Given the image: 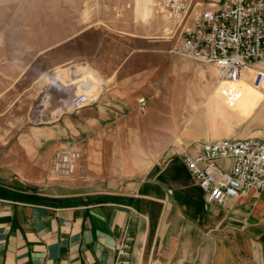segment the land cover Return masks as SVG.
<instances>
[{"label":"crops","instance_id":"crops-1","mask_svg":"<svg viewBox=\"0 0 264 264\" xmlns=\"http://www.w3.org/2000/svg\"><path fill=\"white\" fill-rule=\"evenodd\" d=\"M258 69L264 61L244 69L238 83H220L208 100L213 114L195 113L143 167L137 168L132 146L106 144L134 134L120 128L126 126L120 115L140 95H150L158 72L123 67L76 122L67 118L38 129L29 140L45 148L48 177L59 147L82 152L70 185L77 190L41 188L37 169L14 184L0 180V264H264V193L250 190L210 203L183 156L198 155L217 139H264V86L257 90L250 80ZM218 117L231 135L213 130ZM114 120L116 127L106 126ZM30 154L34 160L40 151ZM218 164L229 171L232 159ZM122 242L129 246L119 260Z\"/></svg>","mask_w":264,"mask_h":264},{"label":"rangeland","instance_id":"rangeland-1","mask_svg":"<svg viewBox=\"0 0 264 264\" xmlns=\"http://www.w3.org/2000/svg\"><path fill=\"white\" fill-rule=\"evenodd\" d=\"M191 17L178 27L157 0H0V180L14 184L37 169L44 176L41 188L76 191L70 188L76 175L49 181L45 148L30 136L67 118L76 122L123 67L159 73L150 95H140L120 115L126 125L120 128L134 134L106 144L132 146L137 168L173 143L195 113L213 114L208 100L224 82L211 67L178 51ZM80 94L94 100L74 110L72 101ZM218 119L213 130L231 135L233 129ZM33 150L40 151L34 160Z\"/></svg>","mask_w":264,"mask_h":264},{"label":"built area","instance_id":"built-area-1","mask_svg":"<svg viewBox=\"0 0 264 264\" xmlns=\"http://www.w3.org/2000/svg\"><path fill=\"white\" fill-rule=\"evenodd\" d=\"M164 17L184 26L179 53L216 69L220 82L237 83L243 70L264 61V0H157ZM264 86V70L253 80L257 90ZM85 94L76 95L73 108L93 102ZM141 107L146 99H139ZM184 161L210 203L222 204L228 198L255 190L264 193V139L222 138L206 142L198 155L184 153ZM82 152L70 145L59 147L53 155L49 177L55 181L76 173ZM219 159H232L231 169L219 166ZM122 242L118 257L127 253ZM118 260V261H119Z\"/></svg>","mask_w":264,"mask_h":264},{"label":"bare ground","instance_id":"bare-ground-1","mask_svg":"<svg viewBox=\"0 0 264 264\" xmlns=\"http://www.w3.org/2000/svg\"><path fill=\"white\" fill-rule=\"evenodd\" d=\"M238 83V82H237Z\"/></svg>","mask_w":264,"mask_h":264}]
</instances>
